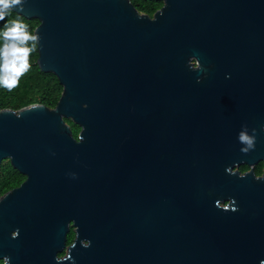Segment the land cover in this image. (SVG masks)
Masks as SVG:
<instances>
[{
  "label": "water",
  "instance_id": "water-1",
  "mask_svg": "<svg viewBox=\"0 0 264 264\" xmlns=\"http://www.w3.org/2000/svg\"><path fill=\"white\" fill-rule=\"evenodd\" d=\"M161 1L11 9L64 91L0 111L6 264H264V177L234 171L264 161V0Z\"/></svg>",
  "mask_w": 264,
  "mask_h": 264
},
{
  "label": "trees",
  "instance_id": "trees-1",
  "mask_svg": "<svg viewBox=\"0 0 264 264\" xmlns=\"http://www.w3.org/2000/svg\"><path fill=\"white\" fill-rule=\"evenodd\" d=\"M131 2L139 12L149 16H153L164 6V2L161 0H131ZM13 19H20L27 25L29 35L35 37V31L41 23L40 20L28 19L11 10L6 14L5 20L0 21V30L4 29L5 23ZM3 43L4 40L0 37V46ZM27 47L31 50L28 57L29 68L19 78L17 86L13 89L0 87V111L4 109L18 111L32 104H43L49 108H56L62 97L64 87L59 78L53 73L42 71L40 68L38 62L40 51L36 37L27 42ZM66 121L71 125L74 136L78 138L81 127L70 119H66ZM7 169L15 171L12 166L6 167ZM8 177L10 179L9 188L19 185L24 179V176L17 171L14 174H8ZM71 241L72 239H70Z\"/></svg>",
  "mask_w": 264,
  "mask_h": 264
},
{
  "label": "clouds",
  "instance_id": "clouds-1",
  "mask_svg": "<svg viewBox=\"0 0 264 264\" xmlns=\"http://www.w3.org/2000/svg\"><path fill=\"white\" fill-rule=\"evenodd\" d=\"M17 6L22 8L23 0H0V21L5 20L8 11ZM0 37L4 40L0 46V87L11 90L29 68L28 57L31 50L27 47V42L35 37L29 35L27 25L20 19L5 23L4 29L0 30ZM239 139L248 148L253 146L252 139L246 133L242 132ZM248 148L242 151H247Z\"/></svg>",
  "mask_w": 264,
  "mask_h": 264
},
{
  "label": "flooded vegetation",
  "instance_id": "flooded-vegetation-1",
  "mask_svg": "<svg viewBox=\"0 0 264 264\" xmlns=\"http://www.w3.org/2000/svg\"><path fill=\"white\" fill-rule=\"evenodd\" d=\"M154 15L151 17H154ZM196 66H198V64H196ZM9 166H12L15 171H12L10 169L6 170V167H9ZM16 171L19 174H21L17 169L14 168V166L12 165L11 159L3 160V162L0 165V199L4 195H6L7 193H9V192L13 191L14 189L20 187L27 180V176L21 174L22 176H24L23 181L19 185L14 186L13 188H9L10 179L8 177V174H14ZM234 171L238 172L241 175L247 174L248 172H254V175L256 178H262V177H264V161H261V162L255 164L254 166H250L247 164L237 165L234 168ZM228 203H229V201H226V202H223L222 204L228 205ZM76 237H77L76 227L74 226V223L71 222L69 232H68V236H67V247L74 244ZM70 239H72L71 242H70ZM65 254H66V251L61 255H65ZM0 264H6V259L0 260Z\"/></svg>",
  "mask_w": 264,
  "mask_h": 264
}]
</instances>
